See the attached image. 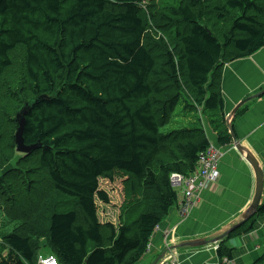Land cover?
Masks as SVG:
<instances>
[{"label":"trees","instance_id":"1","mask_svg":"<svg viewBox=\"0 0 264 264\" xmlns=\"http://www.w3.org/2000/svg\"><path fill=\"white\" fill-rule=\"evenodd\" d=\"M145 1L0 0V83L14 75L9 94L17 104L9 130L0 126V171L14 162L17 174L0 177L13 206L4 211L0 264L46 256L58 264H138L178 205L170 175L193 173L210 144L199 118L205 113L219 145L232 144L221 70L264 48V0H177L158 20ZM207 1H215L211 20L224 22L222 31L206 23ZM42 96L23 132L24 144L38 147L19 155L16 115ZM192 112L198 124L189 121ZM116 172L138 187L125 208L137 216L124 219L123 211L116 224H102L100 207L110 197L101 182L111 184ZM18 175H42L46 188L28 190ZM263 216L264 199L227 238ZM216 254L232 260L223 243ZM254 264H264V255Z\"/></svg>","mask_w":264,"mask_h":264},{"label":"crops","instance_id":"2","mask_svg":"<svg viewBox=\"0 0 264 264\" xmlns=\"http://www.w3.org/2000/svg\"><path fill=\"white\" fill-rule=\"evenodd\" d=\"M221 91L224 114L227 119L233 115L234 135L264 165V48L227 64L222 71ZM206 130L209 142L222 153L218 181L194 199L192 214L184 222L177 206L170 209L154 230L146 255L138 264H225L216 254L219 243L199 248L186 245L218 237L239 222L252 202L255 178L232 144L219 145L216 135ZM225 239L220 243L231 250L228 264H254L264 255V216L256 220L251 231Z\"/></svg>","mask_w":264,"mask_h":264},{"label":"rangeland","instance_id":"3","mask_svg":"<svg viewBox=\"0 0 264 264\" xmlns=\"http://www.w3.org/2000/svg\"><path fill=\"white\" fill-rule=\"evenodd\" d=\"M176 2H177V0H146L143 3V5L145 6L146 11L148 10L149 13H153L154 16L158 20L159 14H167L165 8H167L173 4H176ZM168 3H170V4H168ZM213 4H215V1L212 3H210V1H207V5H208L207 11H208V13H210V16L208 17V20L206 21V23L209 25V27L217 28L219 31L220 30L222 31L221 28H225L227 25H225L224 22H218L215 19L211 20L212 17L215 18V15L212 13V9H211ZM230 26H231V22H230ZM155 29L150 30L149 34L153 35L154 39L156 41H158L160 36L158 34H155V32L153 31ZM223 32L228 33L227 31H223ZM227 64H229V63H227ZM227 64H225L224 67ZM224 67L221 70V82H222V71H223ZM13 79H15L14 75L10 78V80L3 81L0 83V92H2L4 94H6L8 92V94H6V96H5V98H6L5 100H7V103L5 105L0 104V109L1 110L4 108L9 109L8 118L10 119V120H8V118L5 117L2 113L0 114V126H1L2 131H6V130L8 131L9 130L11 120L14 119V115H15L14 108L17 107V104L15 102V100H16L15 97H13L12 95L9 94L10 91L14 90V87L16 84L15 80H13ZM221 95L223 97L222 91H221ZM7 96L10 98H8ZM24 99H25V96H22V95H19L17 97V100H19V102H22ZM176 112H178V109H176ZM179 116H181V115H179ZM197 116L200 117V115L198 113L192 112L191 117H188V119L190 122H192L194 120V122L196 121L198 124V121H197L198 117ZM225 118H226V125H227V123H228L227 117L225 116ZM199 119H201V121L203 122L204 130H205V132H207L206 135L208 137L209 136V130H206V129H210V128L207 126V121H206L207 117H206L205 113ZM210 131L213 133V131L211 129H210ZM210 144H212V143H210ZM8 152H9V150H8ZM19 155H22V154H19ZM14 158L18 159V156L14 155ZM13 165H14V162L10 163V165H8L6 168H4L2 171H0V177H2L4 174H7L10 177V179L15 178L17 176L16 172L15 171L10 172L12 169H14ZM262 166H264V165H262ZM217 171H218V165H217ZM18 177L21 178V175H18ZM170 177H171V175H170ZM24 178L27 179V182L24 185H25V188L28 190L31 189L32 191H35L38 189L46 188V181H45L46 178L42 175L37 176L35 178L33 176H22L20 181H23ZM113 178H114V181L111 184L106 182V181L101 182V184H102L101 188L106 190L109 194V197H110V203L108 205H102L100 207L99 216H100V222L102 224H105L107 222L116 224L118 221L119 215L123 211L125 212L124 219H127L128 217H131V219H135L137 216V212H135L131 209H125L130 202H131V204H133V202L138 199V196L140 194L138 191V187H136L134 182H133V179L130 176H128L122 172L114 173ZM218 179H219V175L217 176L216 181L214 183H216L218 181ZM169 182H170V178H169ZM31 186H33V188H30ZM206 189H204V191ZM22 194H26V192L24 191ZM199 196H200V194H199ZM0 197H1V199H0V234H1L3 232V229H4V228H2V226L5 223V219H4V217H5L4 213L5 212L4 211L9 210L12 207V201L10 200V198H12L11 190L9 188H7L6 185L3 187L0 186ZM20 197H21V195H20ZM179 202L181 203L180 198L177 197V204H180ZM98 204H100V201H98ZM1 209H3V211ZM191 214H192V211L190 210L186 216L180 217L182 219L181 223L184 222L185 220H187L191 216ZM225 232H223V233H225ZM0 244H1V240H0ZM217 249H218V246H216L215 250L217 251ZM221 262H222V260H221Z\"/></svg>","mask_w":264,"mask_h":264},{"label":"water","instance_id":"4","mask_svg":"<svg viewBox=\"0 0 264 264\" xmlns=\"http://www.w3.org/2000/svg\"><path fill=\"white\" fill-rule=\"evenodd\" d=\"M264 94V91L262 92ZM259 96V95H258ZM47 97L42 96L37 98L36 100H33L29 103H26L24 107L17 113L15 121L18 125L17 131L15 133V144H16V152L18 154L22 155H27L29 154L32 150L36 149L38 145H32V146H27L24 144V139H23V132L26 124V117L29 115V113L32 111L33 107L46 100ZM244 102L240 103L239 105L236 106L235 110L233 112H236V110L242 106ZM232 120H233V115H231L227 121V126H228V131L229 134L231 135L232 138V144L239 154V156L244 159L246 163L249 164V166L252 168L253 173H254V178H255V189H254V195L252 202L248 209L242 214L241 220L237 223H234L230 226V228L223 234H221L218 237H214L213 239L209 240H196L193 242L188 243V247L191 248H199V247H204L210 244H217L221 242L223 239L228 237L234 230L242 226L244 223L249 221L252 217H254L257 214V211L259 207L262 204V198L264 196V171L261 166V163L259 160L246 148L244 147L236 138L232 131Z\"/></svg>","mask_w":264,"mask_h":264},{"label":"built area","instance_id":"5","mask_svg":"<svg viewBox=\"0 0 264 264\" xmlns=\"http://www.w3.org/2000/svg\"><path fill=\"white\" fill-rule=\"evenodd\" d=\"M222 153L213 144L198 155L195 171L188 176L178 173L171 174L170 183L177 192L181 203L177 205L180 217L186 216L194 206V199L198 198L200 192L209 185L214 184L218 176L217 165ZM222 262L228 264L230 261L223 258ZM38 264H58L52 256L39 257ZM208 264V263H206Z\"/></svg>","mask_w":264,"mask_h":264},{"label":"bare ground","instance_id":"6","mask_svg":"<svg viewBox=\"0 0 264 264\" xmlns=\"http://www.w3.org/2000/svg\"><path fill=\"white\" fill-rule=\"evenodd\" d=\"M203 113V112H202ZM180 203V202H179ZM13 207V206H12Z\"/></svg>","mask_w":264,"mask_h":264}]
</instances>
